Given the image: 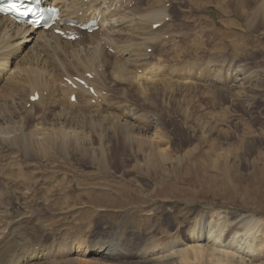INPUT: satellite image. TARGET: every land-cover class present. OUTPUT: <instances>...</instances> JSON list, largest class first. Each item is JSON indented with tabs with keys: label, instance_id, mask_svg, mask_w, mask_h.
<instances>
[{
	"label": "rangeland",
	"instance_id": "1",
	"mask_svg": "<svg viewBox=\"0 0 264 264\" xmlns=\"http://www.w3.org/2000/svg\"><path fill=\"white\" fill-rule=\"evenodd\" d=\"M164 3L167 19L158 26L162 28L164 24L161 35L164 38L151 42L153 44L147 49V65L140 64L130 71L143 75L144 79L155 80L157 86L166 91H156L151 85L153 91L143 92L145 81L130 82L133 83L130 87L111 78L109 73L107 77L103 75L100 82L101 97L97 101L102 102L98 104L100 108L104 106L103 94H108L116 101L110 103L111 106L126 103L127 107L138 110L137 128H132L136 139L131 136V123L125 122L129 134L126 138L113 129L110 121L105 137H98L86 123L90 117H82L84 122H78L79 125L74 118L62 119L61 106L51 109L48 97L40 106L35 107L32 103V112L23 115L22 141L17 135L12 145L0 143V179L3 174L15 178V181L6 179L0 183V233L12 223L19 226V236L34 243V252H28L36 258L28 259L31 261L28 264H128L137 261L139 249L155 254L184 246L186 229L195 225L201 214L222 210L224 215L235 207L241 213L250 212L264 218V180L257 179L260 174L257 168L264 164V0H166ZM70 46L69 50L77 47ZM44 51L41 54L54 64L62 82L65 76L60 70L64 67L61 53ZM70 61L74 62L72 56ZM230 61L232 67H246L251 72L246 83L259 88L253 90L249 103H241L235 88L237 82L227 79L224 71ZM14 63L9 66L10 71L17 63L20 67L19 62ZM68 73L79 76L77 72ZM213 73L222 79L212 83ZM88 83L94 88L90 81ZM233 84L229 90L228 86ZM108 88L114 91L108 93ZM9 92L10 89L5 94ZM115 92L120 101L114 98ZM90 97L96 104L97 97L92 94ZM61 100L64 106L65 97ZM8 107L12 109V106ZM63 108L61 110L67 109ZM77 109L81 114L87 112ZM77 109H69L68 115L76 114ZM104 110L103 115L108 109L104 106ZM114 111L118 112L114 109L112 113ZM147 116L153 117L152 121L155 119L157 128L154 123L148 129ZM60 122L67 129L82 127L80 136L85 141L79 138L74 144V141L70 143L57 138L51 140L53 143L49 140L36 142L33 130L37 125V128L57 129ZM202 123L205 124L203 129ZM155 130L160 136L158 138L156 134L154 140ZM148 151H165L178 158L189 153L193 156L189 165L191 170L180 166L176 176L173 166L168 163V170L154 164V172L153 166L148 163L147 166L143 160V153ZM201 151L205 152L206 160H202L204 154ZM222 152L233 153L229 162H223ZM93 155L103 158L105 164L94 163L89 159ZM38 158L41 159L33 165L24 164L26 159ZM200 158L203 163L199 170ZM11 160L14 162L10 167H5L4 164ZM23 166V174L28 173L29 179L22 178L18 172ZM13 170L16 176H10ZM222 173L227 174L228 179L221 176ZM169 198H175V201L163 200ZM248 199L257 200L262 208L245 204ZM90 203L103 212L97 210L93 214L97 219L91 225H76L79 212L69 206ZM104 213L109 214V220L101 217ZM81 216L83 220L89 218ZM236 224L233 227L240 230L242 222ZM93 242L96 246L101 242H113L117 258L104 257L102 252L87 254V248ZM263 257L255 263H264ZM92 260L97 263L87 262Z\"/></svg>",
	"mask_w": 264,
	"mask_h": 264
},
{
	"label": "bare ground",
	"instance_id": "2",
	"mask_svg": "<svg viewBox=\"0 0 264 264\" xmlns=\"http://www.w3.org/2000/svg\"><path fill=\"white\" fill-rule=\"evenodd\" d=\"M45 1L46 4H50V5L55 4L59 8L60 20L63 21L64 24L61 26L55 25V27L57 28L70 32L72 29H75V26L66 24V22H68L70 19H74L76 23L82 24L86 22V20L89 18L98 20L99 27L98 30L93 31L92 33H89L87 31L86 32L79 31L81 37L74 40L71 39L67 40L62 38L59 34L53 32L52 29L34 30L29 26H27L26 24L23 25L17 24L9 17L0 15V143L3 141V142H7L9 145H12L14 144L13 141L16 140L15 138H17V135H20L19 139H21L22 141L23 115H25V113L27 115L29 112H32L31 110L32 103L36 105L35 107L40 106V104H43L48 97H49L48 99H50L49 106L51 107V109L56 107L60 108V106L61 109L64 106L65 107L63 109L67 108L65 110H61V109L59 110L60 116L61 115L63 116L61 117L62 119H64V117L70 120L74 118L73 120L76 121L78 124V122H84V119L82 117L85 116L90 117V119H88L86 123L90 124V129L96 135H98V137L104 135L107 129H110V125H109V121H110L113 129L119 130L122 136L126 138L128 137L129 134L128 131H126L127 127L125 125L126 123H131L130 124L131 125L130 130L132 134L131 136L132 138L136 139L137 136L135 137L133 135L132 128H135V126L137 128L136 123H138L137 117L139 113L137 114L136 112L138 110L134 109L133 106L132 108L130 106L127 107L126 103H121L119 106L116 105L113 107L110 105V103L116 101L113 98H112L113 100H111V97H108V94H103L105 98L103 105L105 106L106 109H108L106 114L103 115L105 111L104 106L101 107L103 108L102 110L98 105L99 103L102 102H97L101 97L100 82H101V78L102 77L104 78V76L107 77V74L109 73L110 77L112 76L111 78H114L117 81H121L130 87L133 84L130 82L137 81L138 83H142L143 81H145L144 84L146 86L142 87L145 90V91L142 90L143 92H149V90L152 89L154 90L157 89L160 90L161 92L166 91L165 89L158 87L157 83H155L156 82L155 80L151 78L144 79L142 78L143 75H135V73L130 71L131 69L136 68L140 64L144 66L149 63V62L147 63V59H146L149 58L148 57L149 53H147V49H149V47L153 44L151 42H153V40L157 38H160L164 32V29H162L164 24L162 28H159L158 26L161 25L163 22H165V17H167L165 10L166 4L164 3L166 0H157V1L45 0ZM198 1L200 2V0ZM156 23L158 24L157 28L152 27L153 24ZM161 38L163 40L164 37ZM70 45L77 47L76 48L73 47L71 50H69L70 47H72ZM25 48L28 49L30 48V49L27 51V49ZM44 50H47L49 51V53L51 52L53 54L61 53L62 60L64 61L63 62L64 64L63 63L62 64L64 65V67L61 66L62 68H60V70L64 72V73L62 72L63 76L68 78H73L74 76L73 75L70 76L68 71L71 73L77 72V75H79L77 77L84 79L86 83L90 81L94 85V88L93 87L92 88L95 92L93 96L95 98L97 97L95 101L96 104H93L90 101L91 97L90 94H88L90 92L86 91L80 86L73 88L67 85L66 83L63 84L62 83L63 81L62 82L60 81L59 79L60 76H58V72L54 64H51L52 62L48 60L47 56L45 55L43 56V54H41L42 51L45 52ZM109 50H112V52ZM19 52L20 55H17ZM71 56L73 57L74 62L70 61ZM14 61L16 63L19 62L20 67H17L18 66L17 63V66H14L13 70L10 71L9 66L12 64L15 65ZM55 62H57V60H55ZM232 64L233 63L230 61L227 64V67L225 68L224 72L226 73L227 79L231 78L232 81L235 80L237 82V86H235V88L238 89V91H236V93L238 94V99L241 101V103L245 102L246 104V102H248L251 99L252 96L251 94L253 90H258L259 88H257L252 83L250 84L246 83L247 82L246 80L250 77L249 75L251 74V72L249 73L247 71L246 67L243 68L240 67L239 65H235V66L233 65L234 67H232ZM87 75H91L92 77H86ZM212 76H214V78L212 77L210 78L211 79L210 81L212 83H214L216 80L219 81L220 79H222V78L219 79V77L222 76L217 77V75L214 73L212 74ZM151 85H153L152 89H151ZM164 86L165 85L163 84V87ZM232 86L234 87V84L229 85L228 89L230 87L233 88ZM21 87L22 88L24 87V90L26 92L22 89L21 90L19 89L20 92L17 91L18 88ZM8 89H10V92L7 93L6 95L5 93ZM122 89H124L123 86ZM119 90L121 91V89ZM14 91L16 92L14 93ZM109 91L111 92L114 90L112 88L111 89L108 88L107 92L110 93ZM24 92L26 93L25 96H24ZM116 92L114 94L115 96L114 98L120 101V98L116 97L117 96ZM34 93L39 95L38 99L31 101L30 98L31 96L34 95ZM72 94H75V100L71 102L70 96ZM111 95H113V93ZM63 97H65L66 99L64 106H62L64 102L63 100H61ZM253 98L254 97H252V99ZM9 99L10 101L8 102ZM75 103L78 104L74 105ZM27 104H29V106H26ZM8 106H12V109ZM77 108H81V110L85 109L87 111L86 114H83V112L82 114L78 113ZM41 109L44 108L41 107ZM47 109L50 110L49 108ZM69 109L71 110L77 109L76 110L77 113L72 116L68 115ZM114 109H116L118 112L114 111L112 113ZM93 115H96L97 117H93ZM60 116L57 118H60ZM152 119L153 117L152 118H148V116L146 117V120H148L146 121L147 122L146 125L148 129L152 128L154 126V123H155V127L157 126L156 125L157 122H154L155 119L154 121H152ZM132 125L134 127H132ZM204 125L205 124L203 123L201 124L202 129L205 128ZM37 126L36 129L33 130L34 131L33 135L36 138V142L38 141L44 142L46 140L51 141L57 138L58 139L61 138L63 140L66 139L70 143L74 141L75 144L76 142L79 141V138L81 139L83 138L80 136L82 134L81 133L82 127L80 128L78 127L77 129L75 127H73V129L69 127L67 129L62 125V123L60 124V126H57V129L56 128L47 129L40 127L39 129L37 128ZM204 130L206 132L207 128ZM158 132L157 130H155L153 132L154 134L153 135L151 134L152 136H154V140L156 134L159 138L160 135H158L159 134ZM86 136H88V133ZM148 139L149 141L151 140L150 137ZM51 143L53 142L51 141ZM209 151L214 153L216 150L215 151L209 150ZM188 152L194 153L191 150H189ZM203 154L204 156H202V160H206L205 152H203ZM232 154L233 153L228 154L227 152L225 153L222 152V157L223 159H225L223 162L225 161L229 162L230 156ZM94 155L91 156L89 159L94 161V163L97 162L102 165L105 164V160L103 158H98L95 157ZM157 158L160 159L156 161ZM196 158L197 157H195V159ZM40 159L41 158L32 159V160L26 159V162H24V164L33 165L34 163H37ZM192 159L193 156L189 153H186L182 158L171 156L169 153H166L165 151H159V152L157 151L152 153L148 151L146 153H143V160L146 162V165L148 163V165L151 164L153 166L152 169L154 172L156 170L154 169L155 167L154 164L160 166L161 169L168 170L169 168L168 163H170V165L173 166L172 169L175 170L176 176L179 175L177 171L179 170L178 168L180 166L185 167L187 171L191 170V168H189V165ZM202 160L201 158L200 160H198L199 170L200 167L202 168V163H203ZM134 161L136 160L134 159ZM9 162H10L9 164H4V166L10 167V165L14 161L11 160ZM17 164L20 165L19 163ZM256 164L259 163L257 162ZM136 165L134 164L135 167ZM214 165H215V161H214ZM25 166L21 167L20 171L18 172L20 173V176L22 178L29 179L28 173L24 175L22 171V169ZM257 169L260 172V174H258L259 177L257 179L264 180V164L263 165L259 164V167ZM150 172L152 171L150 170ZM164 173H167V171ZM16 174L17 173L13 170L11 171L10 176H16ZM3 175H4L3 178L0 179V183H2L6 179H8L9 182L13 180L15 181V178L12 177L10 178L5 174ZM221 176H224L226 179H228L227 174L222 173ZM254 190L255 189H253V191ZM163 200L165 202L167 201L169 202V200L175 201V198H169ZM244 203L251 204L253 208H258V209L262 208L257 200H254L252 202V200L248 199V201ZM229 210L230 211L227 214L225 213L224 215L222 210L211 211L206 214H201V216L198 217L199 219L195 220L194 222L195 225H190V227L186 229L187 232H185V235L183 236L184 246L179 248L172 247L171 249H167L164 252L158 251L155 254L150 253L145 249H141V250L139 249V251L137 250L138 253L136 254L137 261L136 262L130 261V263L128 264H257L258 263L257 260H262V257L264 256V218L255 216L250 212L241 213V211L235 207L230 208ZM237 222H242L241 224L242 226L240 230H238L236 226L233 227V225L236 224ZM4 228L6 229L0 233V264H28V262H31L29 260L34 259L33 257L36 256L35 255L36 253L34 254L35 256H33L30 255V252L28 251L34 252L35 249L32 248V244L34 243H32L30 239L28 240L23 239L21 238V236H19V231H18L19 226L17 224L12 223V225H9L8 227H4ZM105 242H101L102 244L99 243L100 245L97 246L93 242L90 245V247L87 248V250H89L86 251L87 254L102 252L101 254L104 257L113 256L117 258L118 253L116 252L115 244L113 242H107V243ZM24 256L26 257V259H24ZM65 262L67 263V261ZM87 262L97 263V261L95 260L87 261ZM259 264H264V263L260 262Z\"/></svg>",
	"mask_w": 264,
	"mask_h": 264
},
{
	"label": "crops",
	"instance_id": "3",
	"mask_svg": "<svg viewBox=\"0 0 264 264\" xmlns=\"http://www.w3.org/2000/svg\"><path fill=\"white\" fill-rule=\"evenodd\" d=\"M70 209H77L79 214L76 216L77 219H75V224L76 225H91L93 224V222L97 219L95 215H93L97 210H100L98 207L97 209L95 208V206H93L91 203L90 204H75V205H70L69 206ZM95 211H94V210ZM101 212H103V210H100ZM63 212V211H62ZM81 214H83V216H89L88 219H82L83 217L81 216ZM102 218H105L106 220L110 219L109 218V214H102L101 215ZM73 217H70V220ZM73 220V219H72Z\"/></svg>",
	"mask_w": 264,
	"mask_h": 264
},
{
	"label": "snow or ice",
	"instance_id": "4",
	"mask_svg": "<svg viewBox=\"0 0 264 264\" xmlns=\"http://www.w3.org/2000/svg\"><path fill=\"white\" fill-rule=\"evenodd\" d=\"M31 11H33L32 8L25 7V8H24V11H23L21 14H22V15H27L28 12H31ZM33 99H36V97H33Z\"/></svg>",
	"mask_w": 264,
	"mask_h": 264
}]
</instances>
